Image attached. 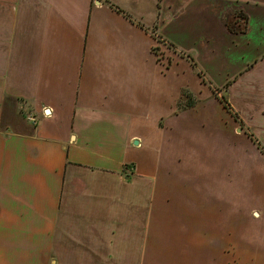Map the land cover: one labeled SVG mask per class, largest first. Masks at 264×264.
<instances>
[{
    "label": "crops",
    "instance_id": "0c3cea01",
    "mask_svg": "<svg viewBox=\"0 0 264 264\" xmlns=\"http://www.w3.org/2000/svg\"><path fill=\"white\" fill-rule=\"evenodd\" d=\"M215 1L246 5L249 29L239 35L222 28L218 41H205L224 46L230 37L239 56L254 41L258 49L247 52L262 56L264 28L255 41L252 24L264 20V0ZM111 5L118 6L110 0H0V264H68L52 252L58 234L77 232L71 221L60 222L70 198L113 218L118 264H264V178L238 177L237 147L219 141L239 129L211 99V91L230 82V96L224 94L231 106L264 132V59L222 76L210 67L226 57L216 50V59L193 53L196 70L201 66L208 78L202 83L195 75L202 103L175 114V75L178 86L185 77L159 64L158 40L141 25L157 23V0L152 11L133 7L129 17ZM164 10L160 34L185 49L188 29L175 28L172 9ZM255 105L248 118L245 109ZM20 108L37 125L19 128ZM255 159L264 166L257 152ZM251 183L253 190L246 189ZM108 225L98 224L104 244L111 239Z\"/></svg>",
    "mask_w": 264,
    "mask_h": 264
},
{
    "label": "rangeland",
    "instance_id": "374dc122",
    "mask_svg": "<svg viewBox=\"0 0 264 264\" xmlns=\"http://www.w3.org/2000/svg\"><path fill=\"white\" fill-rule=\"evenodd\" d=\"M113 1L110 0L111 3L113 4L116 3V5L118 6L117 7L114 5H111V6L115 8L116 11L118 12L126 13L129 17V14L133 15V7H135V9L139 7L137 10L140 13L147 12L148 10L152 11L154 8L153 5L155 4L156 0H113ZM157 4H158L157 23L154 22L152 26H149V25L146 26L145 24H141V25L143 28L149 31L152 35H155V37L157 38L159 42L158 43L159 47L156 50H153V52L158 55L159 64L167 69L172 66L175 71V74H183V77H185L184 78L185 80L182 82V85L178 86L177 77L175 75V88L176 90L180 92L179 96H181L183 92L187 91L191 93L195 98L199 97V94L194 92L196 88V85H194L196 82L195 77L197 76L196 78L198 80L200 79L202 83L204 82V80H208L205 73L201 70V66L198 68L199 71L194 69V64H193L194 60L192 61L189 58L191 55H193V53H197V55H199L198 53H202V52L209 53L210 52L211 57L213 59H216L214 56V51L216 50V55L218 56V58L226 57V58L219 60L218 62L219 67L214 68V70H212L210 67L211 73L213 75L215 72L220 71L222 76L231 75L234 72H237L239 69L244 70L247 68L248 65H249L248 67H251L255 64H260L262 60L264 59V54L259 57H258V54L256 55V57L249 54V52L253 53V49L255 51L256 49H258L254 41H252L254 43L253 48L250 45H247L245 51H241V53L242 52L247 53V54L245 53L244 56H239L235 53L236 48H234L233 42H235L236 40H232V42H229L230 37L229 38L225 37L226 38L225 41L228 44L225 43L224 46H220V44L213 45L210 41L208 42L205 41L206 38L207 39L211 38L215 41H218L216 39L220 38L218 34L220 33V29L221 30L222 28L225 29L226 24H229L232 21L234 14L237 13L238 11L246 12V5L243 4L244 6L242 7L238 5H233L231 3L229 4V3L218 2L215 0H189V1L187 0H157ZM165 6H168L172 9L171 12L168 14V18H172L175 21H177V22L173 21L174 23H176L175 28L178 27L180 28V30L188 29L185 32L190 33L189 36L188 34L183 33L184 38H186V35L188 36V41L187 39H184L183 41L185 45V49L178 47L174 43L172 44L164 37L162 33L160 34L161 29L166 28V26L164 25V21L163 23L160 22V19L165 20V10H164ZM247 6L249 7V5ZM262 12H264V9L262 10ZM250 14L251 16L254 17L253 21L256 22L255 18H259V17H257L254 14V11H250ZM169 15L171 17H169ZM139 17L134 16L132 18H139ZM177 19H180V20H177ZM197 20L201 21V23L195 24ZM259 21L261 24L260 23L252 24L253 25L252 26L253 39L255 41H257L258 38L263 36V32L261 31H263V28H264L263 27L264 20L263 21L259 20ZM164 48H166V50ZM247 48L249 50H247ZM240 50H242V48ZM237 51L239 52V50ZM260 51L261 52L264 51V46L262 50ZM259 52L257 51L256 53H259ZM201 72L203 73V77H201L199 74ZM199 82H198V85H200L199 87H201V90L199 92L202 93V90H205V87L202 86ZM216 82L219 85L220 83H222V81H218V79H216ZM227 92L229 93V90L226 88V86H223V88L221 90H218L217 92L213 90L211 91V94H213L211 95V99H216L217 101H220L221 104L223 105L222 103L224 101L223 99L226 97V99L228 100V97L225 96L224 94ZM200 95L205 96V91L203 94H200ZM229 96H230V93H229ZM179 99L180 97H178V101ZM209 99H207V101ZM239 100L240 99L236 96L235 101L237 102V104H239ZM177 103H175L174 113H176V110H177ZM201 103L202 102L200 100V103L197 104V106L194 108H197L198 106H200ZM3 104H4L3 118H4V124H5L6 122L9 121V98H5V101ZM239 106L241 109L245 107V105H241V104H239ZM194 108L182 110L180 111L179 114L188 113L190 110H193ZM223 108H224V105H223ZM231 108L234 111L232 112L236 113L240 117V114L236 112L237 111L236 108L232 106ZM255 108L257 109L258 107L256 105L255 107L248 106V111H246L245 109L244 114L248 118H249V115L247 114H250L253 116L256 112ZM261 109L264 111V106H262ZM225 112L230 114V112L227 110ZM32 115L33 114L30 111L20 108L19 114H17L18 127L21 128L22 125L24 124L35 126L30 119L34 118L37 122H38V119H36ZM243 118H245V116H243ZM240 121H241L240 124L236 122V127L237 129H240L241 132L238 131L237 136L236 137L231 136L232 138L228 136H222V138L219 141L220 145L226 146L228 145V142L230 141L231 145H235L237 147L236 156H237V161L239 164L238 166L239 176L238 177L240 179L241 178L242 179L244 178L260 179L257 176H261L264 178V166L261 164L263 161L261 160L259 162V161H256L255 159L256 152H257V155L261 156V158L264 160V154L262 153L264 151L262 150L264 149V146L262 144V142L264 143V138H260L258 136V135L264 134V132H261V129H259L261 123L247 122L248 123L247 124L245 122L246 123L245 124L242 120ZM254 129H257L259 132H255ZM25 130H22V131H25ZM247 132L250 133L252 137H249ZM186 138L187 137H185V141H186ZM182 139H184V137L181 136L179 141H181ZM254 148H256V150ZM76 171H80V170L77 169ZM78 173H79L78 174V177H79L80 172ZM78 177L75 178L76 181L73 183V186H74L73 189L77 195L81 194L83 191L82 190L83 187L80 184L81 179H79ZM252 187L253 186L251 183V185L246 186V189L250 190L252 189ZM258 196L260 197L261 194ZM71 199L72 198H70L69 204H67L69 205V209L67 212V218L64 216V213H63V217H61L60 222L63 221L62 227H64V226H68L69 221H71L76 226V228L78 227V229H77V232L72 229L73 231H71V234H67V233L58 234L57 239H56V245L54 246V250L52 252V258L54 260L61 259L65 263H68V264L70 263V257L76 260V262H74L75 264H118L119 253L115 251L114 249H111L112 244H113L112 241L114 240V238L111 237V235L115 233V231L117 230L115 227L117 225L113 223L114 221L112 220L113 218H109L108 214L103 211L93 210L94 212H88V211H91L87 207L88 204L84 203L83 201L78 204V203L72 202ZM78 213L82 215L84 214L86 215V217L78 216L79 215ZM143 214H145V212L141 214L142 217H144ZM116 215L117 214L115 213V216ZM142 217H140L141 220H143ZM100 220L107 222V224H110L108 225V227H110V230H111V233H110L111 239L109 240V243L105 242L104 244V241L101 240V234L98 231L100 228L98 227Z\"/></svg>",
    "mask_w": 264,
    "mask_h": 264
},
{
    "label": "trees",
    "instance_id": "16d2710c",
    "mask_svg": "<svg viewBox=\"0 0 264 264\" xmlns=\"http://www.w3.org/2000/svg\"><path fill=\"white\" fill-rule=\"evenodd\" d=\"M248 22H249L248 15L245 14L243 11H238L237 13L234 14L232 21L229 24H226L225 27H226L227 32L230 34H239V35L241 34V35H243V34H246L248 32V29H249ZM191 60L193 61V59H191ZM193 64H194V69H197V66L194 63V61H193ZM199 74L201 77H203V73H199ZM230 84L231 83L229 82L226 85V87L230 86ZM223 100L224 101L222 103L224 105V108L227 111H229L230 114L232 115V117L234 118V120L240 124L241 123L240 117L236 113H233L234 111L232 110V108H231L228 100L226 99V97ZM199 103H200L199 99L195 98L191 93L185 91L180 96V99L177 103V110H176L175 114H179L180 111H182V110H186V109H190V108L192 109V108L196 107L197 104H199ZM247 134L249 135V137H252V135L250 133L247 132ZM262 150H264V149H262ZM262 153L264 154V151ZM129 166L130 165H126V167H129Z\"/></svg>",
    "mask_w": 264,
    "mask_h": 264
},
{
    "label": "built area",
    "instance_id": "2783aa9c",
    "mask_svg": "<svg viewBox=\"0 0 264 264\" xmlns=\"http://www.w3.org/2000/svg\"><path fill=\"white\" fill-rule=\"evenodd\" d=\"M30 120L33 122L34 125H37V121L34 118H31Z\"/></svg>",
    "mask_w": 264,
    "mask_h": 264
},
{
    "label": "water",
    "instance_id": "95a60500",
    "mask_svg": "<svg viewBox=\"0 0 264 264\" xmlns=\"http://www.w3.org/2000/svg\"><path fill=\"white\" fill-rule=\"evenodd\" d=\"M239 131L241 132V130L239 129ZM135 145H138V143L136 142Z\"/></svg>",
    "mask_w": 264,
    "mask_h": 264
},
{
    "label": "flooded vegetation",
    "instance_id": "af4514ba",
    "mask_svg": "<svg viewBox=\"0 0 264 264\" xmlns=\"http://www.w3.org/2000/svg\"><path fill=\"white\" fill-rule=\"evenodd\" d=\"M225 30H226V27H225Z\"/></svg>",
    "mask_w": 264,
    "mask_h": 264
}]
</instances>
